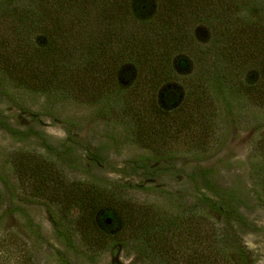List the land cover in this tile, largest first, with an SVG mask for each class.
Returning <instances> with one entry per match:
<instances>
[{"label":"trees","instance_id":"obj_1","mask_svg":"<svg viewBox=\"0 0 264 264\" xmlns=\"http://www.w3.org/2000/svg\"><path fill=\"white\" fill-rule=\"evenodd\" d=\"M126 66L136 69L128 86ZM0 93L25 113L23 95L91 107L118 131L109 136L115 150L123 140L144 150L129 163L146 180L171 173L175 164L162 159L171 139L198 136L202 148L218 118L241 124L258 136L249 179L264 207V0H0ZM45 114L68 126V154L77 122ZM0 129L13 132L3 117ZM85 159L100 162V151ZM38 169L46 179H37L36 191L69 244L78 237L91 251L117 246L143 264H232L207 211L242 223V201L216 186L207 168L180 169L198 201L194 226L181 231L147 203Z\"/></svg>","mask_w":264,"mask_h":264},{"label":"rangeland","instance_id":"obj_2","mask_svg":"<svg viewBox=\"0 0 264 264\" xmlns=\"http://www.w3.org/2000/svg\"><path fill=\"white\" fill-rule=\"evenodd\" d=\"M150 1L154 4V0ZM153 10L154 6L152 13ZM125 69L130 71V79L121 80V84L128 86L135 80L136 69ZM23 96L22 105L35 114L22 112L0 93V117L13 130L0 129V264H143L138 255H126L117 246L91 251L80 245L78 237L69 244L67 234L53 225L51 204L36 191L37 179H46L39 165L47 166L56 176L65 175L68 181L88 179L137 204L147 203L162 217L174 219L180 231L194 226L198 211L196 190L190 181H185L180 169L189 173L196 167L207 168L216 186L242 201V223H228L219 213L207 211L227 238L231 263L264 264V207L253 194L249 179L256 132L220 117L202 148L197 147L203 142L198 136L184 133L171 139L162 156L175 164L171 173L146 180L129 163L144 150L128 140L115 150L109 136H117L118 131L110 132L108 123L91 114V107L69 101L54 106L43 97ZM47 112L77 122L69 131L76 144L67 150L68 154H64L69 145L68 126ZM94 150L100 151L101 161L88 164L85 157ZM17 155L24 158H19L22 171L13 167ZM72 214L76 215V211ZM192 241L189 239L188 244Z\"/></svg>","mask_w":264,"mask_h":264}]
</instances>
